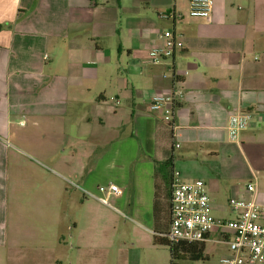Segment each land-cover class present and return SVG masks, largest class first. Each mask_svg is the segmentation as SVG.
<instances>
[{
  "label": "crops",
  "instance_id": "0c3cea01",
  "mask_svg": "<svg viewBox=\"0 0 264 264\" xmlns=\"http://www.w3.org/2000/svg\"><path fill=\"white\" fill-rule=\"evenodd\" d=\"M213 2L203 19L186 0H0V264H88L86 248L102 264L112 242L97 189L108 184L122 225L153 235L155 161L169 156L183 180L205 183L216 221L234 219L228 201L251 198L250 182L264 203V0ZM166 30L182 47L152 64ZM174 88L192 94L171 130L149 102ZM242 112L250 125L231 142L228 117ZM12 120L37 137L49 175L21 200L8 194ZM225 232L205 241L225 246L219 258Z\"/></svg>",
  "mask_w": 264,
  "mask_h": 264
},
{
  "label": "built area",
  "instance_id": "2783aa9c",
  "mask_svg": "<svg viewBox=\"0 0 264 264\" xmlns=\"http://www.w3.org/2000/svg\"><path fill=\"white\" fill-rule=\"evenodd\" d=\"M187 13L192 18L206 19L210 16L213 0H186ZM160 18H175L174 12L160 14ZM162 45L151 50L149 58L152 64L170 59L182 44L177 42L170 30L161 34ZM182 88H174L169 94L154 95L149 102L152 112H160L162 120L174 128V116L177 103L186 95ZM251 122V114L234 113L228 117L226 126L228 138L237 142L240 134L247 130ZM178 147V145H175ZM103 196L98 201L107 205L111 196H120L121 190L115 184L100 186L97 189ZM251 198H231L228 208L234 219L216 221L211 214V206L205 183L202 180H183L175 172L171 186V220L166 238L171 243L205 242L208 234L215 228L226 230L228 253L219 258V264H261L264 262V203L255 197L254 183L246 185Z\"/></svg>",
  "mask_w": 264,
  "mask_h": 264
},
{
  "label": "rangeland",
  "instance_id": "374dc122",
  "mask_svg": "<svg viewBox=\"0 0 264 264\" xmlns=\"http://www.w3.org/2000/svg\"><path fill=\"white\" fill-rule=\"evenodd\" d=\"M171 1V0H170ZM11 136L7 140L8 144V194L9 198L15 195L17 198L24 199L22 196H34L37 192H41L43 188L47 189L48 171L46 168L37 166V163H47L46 160L40 158L38 154L33 152L32 147L36 146L37 137H24V131L30 132L27 128L21 132L23 124L17 125V120L11 121ZM34 136V133H32ZM25 139L28 142H25ZM46 167V166H45ZM4 173V171H3ZM5 177V174L3 175ZM39 182L34 185L35 182ZM197 180V179H195ZM242 185L245 181L241 182ZM73 190V189H72ZM100 202V201H98ZM259 202V201H258ZM107 205L101 204L103 208V233L110 239L111 248H105L102 256V264H171L170 253L166 246H153V235L145 236L142 232L132 227L130 223L122 225L121 221L116 218H122L125 214L118 207L115 200L111 197L107 200ZM261 203V202H259ZM163 204V210L165 208ZM166 212L164 213L165 216ZM224 245L207 243L204 250L206 259L191 261L189 259H181L175 264H218L221 250ZM83 258L96 261V255L93 250L86 248Z\"/></svg>",
  "mask_w": 264,
  "mask_h": 264
},
{
  "label": "trees",
  "instance_id": "16d2710c",
  "mask_svg": "<svg viewBox=\"0 0 264 264\" xmlns=\"http://www.w3.org/2000/svg\"><path fill=\"white\" fill-rule=\"evenodd\" d=\"M172 130L171 124H168ZM174 157L169 156L163 161H155L154 175L155 178L160 179L163 183L162 198L158 195L157 187V196H155L154 203V221L155 228L153 234V245L154 246H166L168 247L171 264H175L176 261L181 259H189L191 261H198L206 259L204 255L205 242H178L171 243L166 238V235L169 231L170 220H171V186L172 180L174 177ZM163 204H165L164 212ZM166 212L165 216L164 213ZM158 220H161L164 223V226L158 225Z\"/></svg>",
  "mask_w": 264,
  "mask_h": 264
}]
</instances>
